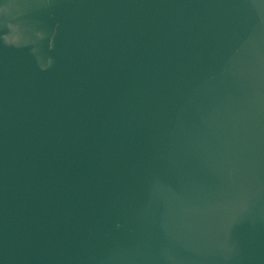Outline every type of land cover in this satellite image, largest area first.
I'll return each instance as SVG.
<instances>
[{
    "label": "water",
    "instance_id": "1",
    "mask_svg": "<svg viewBox=\"0 0 264 264\" xmlns=\"http://www.w3.org/2000/svg\"><path fill=\"white\" fill-rule=\"evenodd\" d=\"M0 264H264V0H0Z\"/></svg>",
    "mask_w": 264,
    "mask_h": 264
}]
</instances>
